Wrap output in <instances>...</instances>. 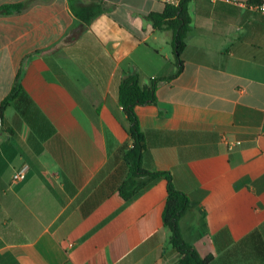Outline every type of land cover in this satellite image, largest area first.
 Returning <instances> with one entry per match:
<instances>
[{"label":"crops","instance_id":"1","mask_svg":"<svg viewBox=\"0 0 264 264\" xmlns=\"http://www.w3.org/2000/svg\"><path fill=\"white\" fill-rule=\"evenodd\" d=\"M0 264H182L164 225L165 178L120 194L133 145L119 104L130 73L162 79L137 106L144 166L170 172L192 207L185 240L212 264H264V13L192 0L177 73L156 0H0ZM74 8L97 9L85 22ZM240 143L239 145L237 143ZM233 144V148L230 145ZM28 166L25 180L14 174Z\"/></svg>","mask_w":264,"mask_h":264},{"label":"trees","instance_id":"2","mask_svg":"<svg viewBox=\"0 0 264 264\" xmlns=\"http://www.w3.org/2000/svg\"><path fill=\"white\" fill-rule=\"evenodd\" d=\"M192 0H183L178 6L166 5L161 14L153 13L149 16L155 27L173 31V45L177 73L167 78L170 81L182 73L184 61L183 52L187 46L188 35L192 29V18L189 14V5ZM247 6H263L264 0H251L244 3ZM26 4H12L0 7V15H10L21 12ZM75 13L85 22H90L96 15L97 9L74 8ZM162 79H153L148 85H143L138 73L128 74L119 87V104L125 115L128 128L127 131L132 139L133 145L125 147L124 161L129 168L127 179L120 187V194L125 200L137 195L150 182L160 178L168 181V196L163 211L164 225L171 232V244L179 253L182 264H212L213 255L202 257L184 238L180 222L192 207V202L186 193L179 191L173 185L170 172L151 171L144 166V154L148 150L146 135L142 131L139 118L136 114L137 106L156 105L158 103V86ZM23 92L22 75L20 74L13 86L11 93L3 100L0 106V118L4 123V114L7 108Z\"/></svg>","mask_w":264,"mask_h":264},{"label":"built area","instance_id":"3","mask_svg":"<svg viewBox=\"0 0 264 264\" xmlns=\"http://www.w3.org/2000/svg\"><path fill=\"white\" fill-rule=\"evenodd\" d=\"M164 3L165 5H171L178 7L183 0H156ZM253 9L259 10L264 13V5L263 6H251ZM238 145L240 144L239 142L237 143ZM233 144L230 145V148H233ZM28 172V166L23 167L20 171L16 172L13 177L14 182H20L25 180L26 175Z\"/></svg>","mask_w":264,"mask_h":264},{"label":"water","instance_id":"4","mask_svg":"<svg viewBox=\"0 0 264 264\" xmlns=\"http://www.w3.org/2000/svg\"><path fill=\"white\" fill-rule=\"evenodd\" d=\"M230 1H235V2H240V3H247L251 0H230ZM0 123H1V118H0Z\"/></svg>","mask_w":264,"mask_h":264}]
</instances>
